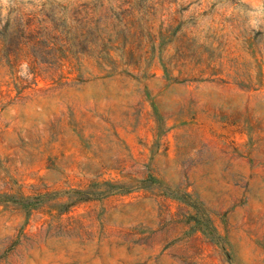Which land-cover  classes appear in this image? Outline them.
Masks as SVG:
<instances>
[{
    "label": "rangeland",
    "instance_id": "1",
    "mask_svg": "<svg viewBox=\"0 0 264 264\" xmlns=\"http://www.w3.org/2000/svg\"><path fill=\"white\" fill-rule=\"evenodd\" d=\"M0 264H264V0H0Z\"/></svg>",
    "mask_w": 264,
    "mask_h": 264
}]
</instances>
